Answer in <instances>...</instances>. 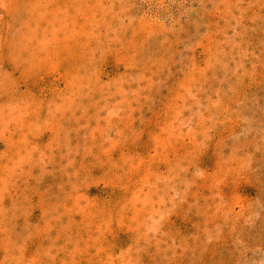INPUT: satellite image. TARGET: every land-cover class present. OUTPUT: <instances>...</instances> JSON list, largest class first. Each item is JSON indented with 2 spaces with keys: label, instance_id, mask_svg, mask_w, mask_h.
<instances>
[{
  "label": "rangeland",
  "instance_id": "rangeland-1",
  "mask_svg": "<svg viewBox=\"0 0 264 264\" xmlns=\"http://www.w3.org/2000/svg\"><path fill=\"white\" fill-rule=\"evenodd\" d=\"M0 264H264V0H0Z\"/></svg>",
  "mask_w": 264,
  "mask_h": 264
}]
</instances>
